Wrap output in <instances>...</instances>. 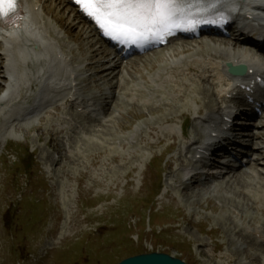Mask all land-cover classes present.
Segmentation results:
<instances>
[{"label":"rangeland","instance_id":"1","mask_svg":"<svg viewBox=\"0 0 264 264\" xmlns=\"http://www.w3.org/2000/svg\"><path fill=\"white\" fill-rule=\"evenodd\" d=\"M31 2L46 19L47 31H55L49 36L61 37L57 46L78 75L76 105L106 109L96 120L64 100L24 118L14 107L17 101L0 104V264H116L152 251L189 264H264L263 241L250 232L264 227L263 164L234 177L206 168L205 176L185 185L190 155L180 135L182 115L192 119L205 106L214 107L216 93L205 83L185 87L186 80L162 87L158 70L174 60L176 70L197 80L187 62L181 64L190 52H181L201 41L178 42L175 58L172 47L137 58L133 68L122 66L104 82L95 76L96 68L88 67L93 58L105 62L89 49L92 44L103 51L99 39L72 8L57 0ZM210 40L204 41L229 43ZM37 59L23 62L27 78L45 66ZM196 87L209 90L208 95ZM258 120L264 125V118ZM251 131L262 140L247 142L250 148L264 146V127ZM165 134H176L175 143ZM200 138L195 126L190 128L189 142ZM259 157L264 150L253 155Z\"/></svg>","mask_w":264,"mask_h":264},{"label":"bare ground","instance_id":"2","mask_svg":"<svg viewBox=\"0 0 264 264\" xmlns=\"http://www.w3.org/2000/svg\"><path fill=\"white\" fill-rule=\"evenodd\" d=\"M29 1H30V5H32L31 0H27L28 3H29ZM57 1L60 4H63L64 2H66L65 0H57ZM250 1H252V0H244V6L245 5L249 6ZM44 7H45V5L42 7L43 11L45 9ZM72 13H74L78 18L81 19L82 16L75 9L72 10ZM38 15H39L38 12H35L34 10L31 11L30 9H28V12L26 14V17L24 19L22 26L17 27L15 29H4V28L0 27V46L3 47V51L0 53V70L3 67L2 65L6 64V62H7V64L5 66L7 67L8 70H10L11 72L14 73L13 67L16 65L21 67L20 59L22 57L26 58V59L27 58L31 59L32 61H35V62L38 60L37 57L31 58V55L29 54L30 47H34L36 44L40 45L41 40L45 41V39L43 37L40 38L41 34L37 30L38 24L35 22V20L38 19ZM51 16L54 20H56L59 23L61 28L65 29L66 32L69 35H71L70 30L66 26L62 25L55 18L54 15H51ZM245 20L250 21L251 24L257 23L256 19L245 18ZM70 24H72V23H70ZM76 25H79V22ZM88 28L91 30L90 32H92V31L95 32L94 28L90 24H88ZM260 31L262 33H264V27H261ZM95 34H97V33L95 32ZM200 41H201L200 42L201 45L200 46L198 45L199 47L198 46L192 47V48L190 46H189V48L185 47L182 49L183 52H181L182 54H184L186 52H190V55L188 56V58H186V59L181 58V64L184 61H186L187 62V65H186L187 70L190 71L191 73H195L197 80H195V79L189 80L187 77L184 76V73H181L178 70H176L175 66L177 63H175L174 60L173 61L169 60L164 65H159L160 69L162 71L160 69L158 70L159 71L158 72V79H160L162 87H170V85H172V83H175L177 85H180L183 83L184 86L186 87L189 82L190 83H197V84L205 83V84H208L209 86H211L216 93V100L214 101L215 102L213 105L214 107H212V106L210 107V105H207V106H205L206 108L204 110L200 109V110L195 112L196 114L203 115L206 111L217 112L218 108L220 110V107H219L220 104H219L218 99L222 100L221 101L222 103H226L227 94L232 93L234 91H237L235 89L238 88V86L236 87L235 83H233V81H235V79L233 77L227 76V74L225 73V70L227 69V64H229V63L230 64H245L248 67V69H255L256 64H255V60L253 59L254 57L252 58L253 55L250 54V52H248V50L244 51L242 48H240V45L238 44L239 41L238 42L233 41L232 44H231V42L226 43V44L224 43V47L217 46L216 44L211 45L210 43L204 41L202 37L200 38ZM20 42L22 43L21 45H20ZM217 42H220V41H217ZM174 44L168 45V46L161 48L160 50L154 51L152 53H158V51L162 52V51H165V49L169 50L171 47L174 48V50H175ZM24 46H26V47H24ZM27 46H29V48H27ZM90 48L93 49L92 44L89 45V49ZM39 49H40L39 54H41V56L47 57L48 55H51L52 59L53 58L56 59V56H52V53L47 48L42 50L41 47L39 46ZM104 51H103V53H105ZM176 51H178V50L176 49L175 51H173L171 57L175 58L178 56V53H176ZM17 52H18V54H17ZM92 52L95 54V56H98V54L100 53V51L96 50V49H93ZM148 55H150V54H148ZM145 56H146V54L142 55L140 57H145ZM92 60L93 61L91 62L90 65L92 67H95L97 64L96 59L94 58ZM134 60L135 59L131 60V62L128 61L127 66L130 65L131 68H133L132 64H133ZM121 64H115L113 66V68L103 67L105 65H103L101 67H97L95 76L98 79H104V78L108 77L109 69L115 70L117 68H120V67H122ZM60 66H58L59 72L61 69V71H64L67 74V70H71L68 66H65V65H62L61 67ZM200 66H201V69H199ZM45 67H46V65L41 68L40 75L46 76V77L51 75L50 76V82L54 83L56 81L57 76L55 75V71L53 69V66H51L50 64H47L46 69H45ZM55 70H57V68H55ZM119 73H120V71H119ZM207 75H210V76L205 77ZM70 76H71V74L69 73L68 78H67L66 75L62 73L61 78L63 81L69 82L71 84L72 80L71 79L69 80ZM33 77H35V76H33ZM172 78L174 80H172ZM19 80H21V79L19 78ZM45 80L46 79H44V81ZM59 80H61V79H59ZM179 81H185V82L179 83ZM59 85H60V83L56 85L57 90H59V95H63L62 99H66V103H67L69 101V97H66V95L64 94V91L60 87H58ZM118 85H119V81L117 82V86ZM15 86L16 85H14L13 96L10 97V99H8V101H5L3 99L0 100V104L2 103L3 105H6V104H8V102L15 100L16 92L18 91L17 90L18 88H15ZM197 88L198 87H196L197 91L203 92L206 96L208 95L209 90H200V89L198 90ZM212 94H214V93H212ZM179 97H180V99L184 98V96H179ZM208 104H210V103H208ZM31 109L33 112L36 108L34 106V108H30L28 110H31ZM225 115L228 116V114H225ZM182 117H185L184 114L182 115ZM263 118H264V116L262 117V119ZM173 120L174 119H172L171 121H166L165 123L167 124V122H172ZM255 125H256V127H259L261 125L263 126L262 123L261 124H255ZM166 134H165V137H163L164 139L165 138L166 139L172 138L174 140L176 139L175 135H172V134L166 135ZM53 135L55 136V134H53ZM163 138L159 140L160 143H161V140H163ZM246 138L248 141L253 142V143L259 142V141H261L262 134L255 133L253 135H250V133H248V134H246ZM261 160H262L261 158H258L256 160L257 161L256 162L254 159H248L247 160L248 163L246 166L250 170V169H253L255 167H258V165L259 166L262 165V163L264 165V161L262 162ZM181 162H183V160H181ZM181 162H179V164H183ZM217 163H219V162H217ZM214 165H216V163ZM243 167L244 166L241 165L238 170H234V169L229 168L228 169L229 172L227 175L231 174V177H234V176L238 175V173L243 171ZM218 169H220V168L217 167L215 171H218ZM255 171H257V170H255ZM257 173L259 175L263 174V172L261 170H259V172H257ZM196 177L199 178V175H197ZM261 194H262V196H264V189L263 188H262ZM261 233H262V231H261Z\"/></svg>","mask_w":264,"mask_h":264},{"label":"snow or ice","instance_id":"3","mask_svg":"<svg viewBox=\"0 0 264 264\" xmlns=\"http://www.w3.org/2000/svg\"><path fill=\"white\" fill-rule=\"evenodd\" d=\"M106 35L121 44L143 47L162 41L180 17L178 0H76ZM18 0H0V20L14 14Z\"/></svg>","mask_w":264,"mask_h":264},{"label":"water","instance_id":"4","mask_svg":"<svg viewBox=\"0 0 264 264\" xmlns=\"http://www.w3.org/2000/svg\"><path fill=\"white\" fill-rule=\"evenodd\" d=\"M230 71L234 74L238 73V71L234 68H231ZM242 72H244V69ZM120 264H187V263L166 254L151 253V254H143L128 258L122 261Z\"/></svg>","mask_w":264,"mask_h":264}]
</instances>
